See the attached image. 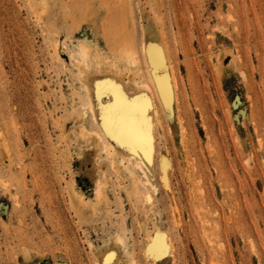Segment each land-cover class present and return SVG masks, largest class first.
I'll return each mask as SVG.
<instances>
[{"label": "rangeland", "instance_id": "1", "mask_svg": "<svg viewBox=\"0 0 264 264\" xmlns=\"http://www.w3.org/2000/svg\"><path fill=\"white\" fill-rule=\"evenodd\" d=\"M106 1L0 0V264H264V0ZM118 7L139 67L103 37ZM81 42L125 95L129 77L149 86L138 194L95 135Z\"/></svg>", "mask_w": 264, "mask_h": 264}, {"label": "bare ground", "instance_id": "2", "mask_svg": "<svg viewBox=\"0 0 264 264\" xmlns=\"http://www.w3.org/2000/svg\"><path fill=\"white\" fill-rule=\"evenodd\" d=\"M119 1L121 2L122 0H119ZM102 2H103V0H102ZM105 2L107 4H109L108 1L105 0L103 3H105ZM125 2L127 4V1H125ZM72 3H74V1ZM85 3L83 4V7H84ZM76 4H73V5L76 6ZM115 4H117V3H115ZM122 4H124L122 7V8H124V6L126 4L125 3H122ZM100 5H102V4H100ZM112 5H113V3H112ZM85 6L87 7L89 5L87 4ZM120 6H122L121 3H120ZM83 7H82V9H83ZM127 9H128V7H127ZM117 10L118 11L115 10L113 16H111V12L113 13L114 10L113 11L109 10L108 13H110V14H108V15H110L111 18H109V20H108V18L106 17V20L103 21V22L107 21V22H105V24L103 23V25H102V28H103L102 34L104 35L103 37H104V39H106L105 41H107L106 43H108L110 49L112 50L113 54L116 57V60H119L120 62H125L128 65V67L136 66V65H138V67H139L140 60H141L139 47L134 40L127 38L128 36L124 35V30L125 29L127 30V28H125V27L128 25L127 24L128 22L126 21V16L124 14V12H126V11H123L119 7L117 8ZM110 16H108V17H110ZM127 18H129V17H127ZM69 30H70V28H69ZM142 48L146 49L147 45L143 44L141 46V49ZM93 53L94 52H92L91 48H89L88 46H86L84 43L81 42V43H79V49H78L77 53L76 54L74 53L71 55H72L73 63L76 67V71L78 72L79 79H80L81 84H82L81 87L83 88L82 89L84 91L83 93H85V96L87 99L86 106H88L89 111H90L89 113H91L92 122L94 125L97 124L99 127V130H100V131L94 130V132H95V135L98 138V140H103L110 147L117 149V147L112 142H110L109 138H112L116 141L117 145L119 146L118 147L120 150L119 153L123 156L122 163H123L124 169L127 172V174L129 175L128 177L131 178V183H132L134 191L136 192V194H138L139 186H140L139 183H142L143 181L140 182V179H138V177L136 176L137 173L135 174V172H134L135 170L131 168L130 162L132 161V159H134L136 164L140 167L143 163V158L148 160V162H150V163L153 161L151 154H153L152 148L154 147L153 146L154 136H152L151 131H150V150L147 153V155L145 154V152L143 150H139V151L133 150L132 148L129 147V145L126 142L118 140L117 138H114L112 135L109 134V130L106 129V127H105L106 120L103 118L106 115V111H105V108L102 106H107L108 104L115 103L116 94L122 93L123 96L126 97L129 101H137L138 105L140 107L144 108V117H146V119L148 121H150V125H152L151 119H152V116L155 115L154 114L155 111H154V108H152L151 98L145 95V92H146V90H148L149 86L147 83L140 82L139 78L137 79L135 77H132V78L129 77V80L127 81V86H126V92H128V94L125 95L124 94L125 92L120 90L118 82L110 83L107 81V78H106V73L108 71H113L117 75L120 74L119 67H117L116 63L113 64V62H112V64H110L109 62H101L100 59H98V56L94 57ZM128 67L126 66V68H128ZM130 69L132 70V68H130ZM130 72L131 71H129V73ZM142 73H143V71H142ZM138 76H139V74H138ZM169 80L167 79V77L166 78L157 77L155 79L156 86L158 88V91H159L164 103H170L171 102L172 84L169 82ZM130 83L133 84V86ZM97 85L100 86L99 98H97V91H98ZM106 89H108L112 95L111 102L107 103V104L105 103V101H103V98H102L103 94H104V90H106ZM134 92H136V93L138 92L137 97H134L132 95V93H134ZM139 92H142V93L139 94ZM148 102H150V105H151L150 107H147ZM149 111H151V117L149 115ZM150 130H151V128H150ZM116 153L118 154L117 151H116ZM148 156H150V160L148 159ZM120 159H121V157H120ZM124 160H127V164L125 163L126 161H124ZM140 168L142 169V167H140ZM118 242L122 243L123 241L121 239H119ZM155 249H156L158 254L163 251V250H160V249H163L161 246L158 249L157 248H155ZM153 251L155 252L154 249H153ZM110 258H111V254H106L104 259H100L101 260L100 264H106V262H107V264H111L110 261L109 262L107 261V259H110ZM154 258H156V257H154ZM132 264H135V263L132 262ZM154 264H156V263H154Z\"/></svg>", "mask_w": 264, "mask_h": 264}, {"label": "snow or ice", "instance_id": "3", "mask_svg": "<svg viewBox=\"0 0 264 264\" xmlns=\"http://www.w3.org/2000/svg\"><path fill=\"white\" fill-rule=\"evenodd\" d=\"M97 85V98L100 96ZM150 102L147 107H150ZM105 108V127L114 138L126 142L130 148L145 154L150 150V121L144 117V108L137 101H129L122 93L116 94L115 103L102 106ZM150 160V156H148ZM162 250V249H160ZM107 264V262H106Z\"/></svg>", "mask_w": 264, "mask_h": 264}]
</instances>
